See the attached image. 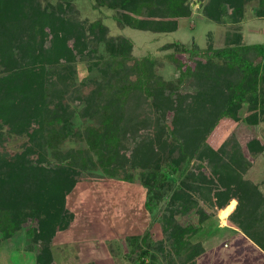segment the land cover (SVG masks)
<instances>
[{
	"label": "trees",
	"instance_id": "16d2710c",
	"mask_svg": "<svg viewBox=\"0 0 264 264\" xmlns=\"http://www.w3.org/2000/svg\"><path fill=\"white\" fill-rule=\"evenodd\" d=\"M91 1L113 10L119 28L154 33L174 31L177 18L191 13V0ZM245 1L195 0L217 24L239 21ZM253 9L264 16V0ZM78 12L74 0H0V145L9 135L25 138L21 150L0 152V244L32 222L26 249L36 264H54L49 243L75 218L80 181L108 177L138 181L144 206L161 211L163 239L127 237L137 263L156 259V244L167 264H195L201 248L190 238L213 211L238 195L231 218L242 226L243 215L264 202L258 186L242 178L263 144L249 139L246 154L234 138L216 149L207 142L222 119H264V44L176 40L163 45L172 49L165 60L133 57L129 38ZM78 61L87 74L77 80ZM166 61L176 73L169 78L159 72ZM68 140L79 145L66 148ZM236 235L227 247L230 264L243 263L240 254L251 249Z\"/></svg>",
	"mask_w": 264,
	"mask_h": 264
},
{
	"label": "rangeland",
	"instance_id": "374dc122",
	"mask_svg": "<svg viewBox=\"0 0 264 264\" xmlns=\"http://www.w3.org/2000/svg\"><path fill=\"white\" fill-rule=\"evenodd\" d=\"M74 1L79 8L80 19L93 21L100 18L107 26L109 34L129 38L132 42L133 57L151 54L165 60L164 55L172 49H163V45L176 40L187 45L194 42L199 47H205L209 42L215 47L233 43L262 42L264 44V16L256 15L253 9L257 0L244 2L239 21L221 24L205 18L198 7L199 3L191 0L190 15L177 18L174 31L160 33L130 27L119 28L112 18L113 10L105 7L95 9L92 7L91 0ZM176 56L186 62V65H193V61L187 60L183 54ZM159 72L165 78L176 74L173 65L167 61L163 67L159 68ZM86 74V64L83 61L76 62L77 80ZM238 114L244 117L247 112L240 109ZM237 123L234 125L232 121L222 119L207 137V142L216 149L223 140L229 141L234 138L242 146L241 152L246 154V144L249 139L256 138L264 146V119L255 124L245 121ZM24 141L25 138L22 136L9 135L0 145V152L6 150L13 153L21 150ZM78 145L68 140L64 147ZM242 178L256 184L259 191L264 194V148L253 158L250 166L242 174ZM79 185V198L73 206L75 218L71 220L66 230H59L49 243L54 264H80L85 260L82 253L86 245H92L97 250V254L101 251L102 254L109 255L107 259L100 258L96 264H138L136 261L138 252H129L130 244L127 237L134 233L141 235L148 232L149 238L155 243L163 239L161 211L154 208V211L150 212L144 206V189L138 181L125 182L108 177L83 178ZM232 200L234 204L228 213L225 216L221 215V211ZM238 201L239 196L234 195L224 207L213 211L209 224L190 238L191 243H200L201 248V254L195 264H223V261L230 264L234 258L227 247L236 238L237 233H240L251 247L240 254L243 261L241 264H264V202L259 204L258 212L252 215L244 214L242 226H240L235 219L231 218ZM32 224V222H26L22 230L11 240L0 244V264H36L34 252L26 249L29 240L25 229ZM155 245L153 252L156 259L151 260L149 256H145V264H151V262L167 264L168 256L160 254Z\"/></svg>",
	"mask_w": 264,
	"mask_h": 264
},
{
	"label": "crops",
	"instance_id": "0c3cea01",
	"mask_svg": "<svg viewBox=\"0 0 264 264\" xmlns=\"http://www.w3.org/2000/svg\"><path fill=\"white\" fill-rule=\"evenodd\" d=\"M88 251L90 252L88 253ZM82 254V257H84L85 260H83L80 264H96L100 258L107 259V257L109 256L105 253L102 254L101 251H99V253L97 254V250L92 247V245H86Z\"/></svg>",
	"mask_w": 264,
	"mask_h": 264
}]
</instances>
